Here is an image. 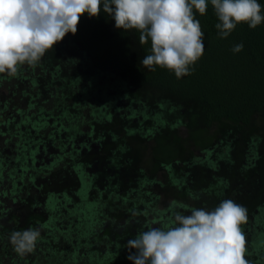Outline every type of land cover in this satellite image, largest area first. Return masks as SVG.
I'll use <instances>...</instances> for the list:
<instances>
[{"label": "trees", "instance_id": "1", "mask_svg": "<svg viewBox=\"0 0 264 264\" xmlns=\"http://www.w3.org/2000/svg\"><path fill=\"white\" fill-rule=\"evenodd\" d=\"M195 15L205 51L180 79L143 67L150 41L103 11L0 74V264H133L128 239L225 199L247 209L246 258L264 264V22L221 38L210 3ZM29 228L41 237L19 256L9 236Z\"/></svg>", "mask_w": 264, "mask_h": 264}, {"label": "clouds", "instance_id": "2", "mask_svg": "<svg viewBox=\"0 0 264 264\" xmlns=\"http://www.w3.org/2000/svg\"><path fill=\"white\" fill-rule=\"evenodd\" d=\"M209 3L221 38L239 24L255 29L264 22L258 0H0V74L14 77L21 66L35 68L68 33H77L82 16L98 17L103 11L117 29L138 31L141 44L150 41L143 67H160L180 79L204 54V32L195 14L205 15ZM242 49L241 43L232 51ZM247 221V209L232 199L212 210L176 212L169 225L128 239L127 259L133 264H251L242 227ZM40 237L39 228L13 231L9 243L19 256H26Z\"/></svg>", "mask_w": 264, "mask_h": 264}, {"label": "rangeland", "instance_id": "3", "mask_svg": "<svg viewBox=\"0 0 264 264\" xmlns=\"http://www.w3.org/2000/svg\"><path fill=\"white\" fill-rule=\"evenodd\" d=\"M117 104L119 105L120 104V101L118 100L117 101ZM86 142H90V147H91V150L93 149V150H95L96 149V147H97V143H93V142H91L87 137H86V135L85 134H83V135H80L79 137H78V139L76 140V144H75V146L77 147V148H79V147H81V148H79V149H81V151L83 152V151H86ZM198 155H200V153H198ZM45 161L47 162V160H48V162L49 161H51L52 159H53V157H52V155H48V157H45ZM162 202L160 203V206H159V208H161V209H164V208H166V204L168 203V198H166L165 196L162 198ZM163 215H164V213H163Z\"/></svg>", "mask_w": 264, "mask_h": 264}]
</instances>
